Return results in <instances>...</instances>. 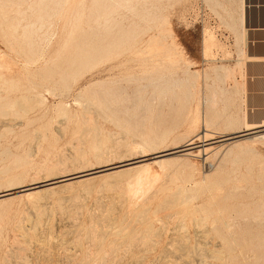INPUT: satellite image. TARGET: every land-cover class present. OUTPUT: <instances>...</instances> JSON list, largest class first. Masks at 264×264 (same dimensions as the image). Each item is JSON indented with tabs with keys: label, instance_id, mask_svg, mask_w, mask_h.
<instances>
[{
	"label": "rangeland",
	"instance_id": "rangeland-1",
	"mask_svg": "<svg viewBox=\"0 0 264 264\" xmlns=\"http://www.w3.org/2000/svg\"><path fill=\"white\" fill-rule=\"evenodd\" d=\"M98 1L99 0H67L63 3V5L58 7V9L54 10L50 9V7H56V5H53L54 3L45 2L47 5H49V9L45 8V11H48L47 14H50L51 17L45 15L46 12H42L43 14L45 13L44 15L48 17H45L44 23H48L49 21H51L52 25L49 26L48 24H46V29V26L41 27V22H38L39 25L37 24L35 28H30L31 30L36 31L34 37L36 43H38L39 46L37 44L36 45L40 48H38L34 44H31L35 47L33 46L32 49H28L24 43V34H20L23 31L25 33V28L21 27L18 29L17 33H19V35L16 32L15 34L13 32L11 33L10 31L12 30L6 27L3 19L1 20L3 16H0V23L3 21L4 29L3 32H1L0 29V59L3 60L4 63V66H0V191H3L0 193H8V196H10L0 199V264H42L43 262L45 264H106L111 260L112 262H110L109 264H187L186 262L189 258L190 260L188 261V264L190 261V264H197L199 259L201 260H199L201 264H264V142H259L254 145L255 153L258 154L252 153L253 155L249 154L245 155L244 157L242 156L239 158L240 160L238 159L239 161L231 158L219 171L217 170V166L221 162L223 151L225 150V146H219L223 143L228 144L235 140V138L223 141L221 143H212L214 147L207 151L209 153L207 155H204V153L197 155L196 150L198 148L196 147L195 149H193L194 153L186 157V160L191 163L190 166L192 168H190V166L188 167V169L190 170L185 169L186 167H184V164L182 163V160L184 158L182 157L183 159H181V156L170 155V157H165V160L163 161V163H165L160 164L162 167L158 163L153 162L155 160V158L153 157L155 155V151L159 152L166 148L172 149V147L174 148L179 145L183 146L190 137H193V133L194 136L198 133L201 134V132L204 130V127L208 130H213L212 132L216 131L215 139L213 140H217L221 137L227 136L224 135V131H227L229 127H234L235 125H237L243 115L247 116L246 114L241 113L242 104L240 105L241 98L239 97L236 83L237 73L240 72V69L236 68L237 60L239 58L237 48L238 42L237 34L231 27V25L234 23L233 19L237 16L238 2L235 1L238 0H104L102 1L101 12L99 15H97V13L95 12V7L97 6ZM0 2L7 5L5 9L7 12L5 13L10 12L13 15L16 14L14 11H17V9H19L21 2H24L23 5L21 4V9L24 7L23 10L27 9L25 10V12L28 13H26V15L24 16L26 20L23 23L24 25L30 21H37V15L40 14L39 11H32V9H28V0H0ZM34 2L36 3V0H30L29 4L32 3L30 6H36L40 1L38 0V4H35ZM133 2L136 3L135 5L138 4L136 11L140 12V16L138 15V13H136V11H134L133 14V10H130L129 7H125L130 3L134 5ZM13 3L16 5H18L19 3V7L15 6ZM119 3L127 5L124 6L122 4L120 5ZM82 6L83 8L81 9ZM139 6L140 8L143 7L142 11H140L141 9L139 8ZM8 7H10V9ZM80 12L83 15V17L81 18L83 19L85 16L86 19L82 20L80 18V20L82 21V25H77V27L79 26L80 28H77L76 30L75 27L76 24H78V22L76 23V19L79 18V16H82ZM145 12L146 15L147 13H149L150 16L145 17ZM108 13H111L112 16L116 18V21L119 20L117 21L118 23L116 22L117 27L115 26L111 32H108L104 28L105 26H98L95 21L97 19L101 21ZM77 14L80 15L78 16ZM152 15L156 17V21L154 20V17ZM129 20H132L133 23ZM139 23L140 27L138 25ZM122 24L127 28H122ZM118 25H120V27H118ZM39 26L42 29L36 30V28ZM97 27L100 28L98 32ZM91 28L92 33H90L89 37L88 34ZM101 28L102 30H105L102 31ZM115 28H118V31L115 30ZM157 28H159V31ZM73 29H75L79 35L76 34ZM80 29L81 31L83 30V32L87 31L85 37H81L83 36V34L81 35ZM160 29H162V32L160 31ZM165 29H167V31H165ZM45 30L47 31L45 32ZM158 32L162 34H158ZM43 33L46 34L44 35ZM70 33H72V39H70L69 37L71 35ZM42 34L44 35V39L42 36H40ZM73 34L75 36H73ZM1 35H3V39ZM76 35L77 37L80 36L81 38H77ZM86 36L88 39L86 38ZM173 36L175 39L170 38ZM73 37L74 39L76 37V39L74 40ZM82 38L87 40H84ZM79 39H82L81 44L78 43ZM149 39H153L154 41H152V43H154L152 44ZM8 40L9 43L6 42ZM69 40H73L75 42L71 41L70 43ZM41 42L43 43L41 44ZM87 42H89V45L93 46L94 48L91 50L92 57L89 62L90 64L81 66L79 64L80 61L77 60L76 64L73 66L71 63V59L74 58L76 53L81 52V48L86 45ZM147 42L149 45L164 44L166 46H174L176 44L175 46L178 49V54L181 53L180 55L182 56H179L181 62L179 61V63L176 65L175 69L177 70V72L175 73L174 78L183 79L184 76L185 78L188 77V75H186L187 71H190L189 73H195L196 71V73H199L197 76L199 80H197V77L195 79L190 78L191 81H194V86L187 87L188 85L182 84L181 88L174 89V91L177 92L178 97H175L176 100L174 101L173 107H170L171 109L168 107V104H165L164 107L161 106L158 108H153L155 111L152 109L153 111L150 110L152 112L148 111L140 114L137 113L136 116H132L129 118L121 117V122H118L116 121V119L112 118L110 114H108V116L107 113H105L101 108H98V110H96L97 105L95 104L96 99L94 96H96V94L101 91L100 82H102L103 80L109 81L118 78L121 79L127 76L128 73L137 72L136 74H139L141 70L140 65L135 61H128L127 64L130 65V67L125 62V65L118 64L119 60L116 59L114 61L117 65L114 62L116 66L112 68L113 70L110 69V72L108 67L110 66L109 64H111V62L109 63V61H107L103 64H98V56L100 54V51H102L104 47H107L109 45H121L125 47L127 45H138L139 43V45L145 46L148 45ZM11 47L13 49H11ZM125 57L126 59H130L128 54L126 56H121L119 59H124ZM182 61H184L185 64ZM132 63L134 65H136L137 63V65L139 66H134ZM187 64H189L190 66ZM224 64L235 68L234 75L231 76V78L227 79V82H224L225 84L218 79L214 70L217 66ZM120 65H122L121 67H125H123V69H125L124 71L128 72L127 74L126 72L122 71L123 69L120 67ZM179 65L181 66L179 67ZM116 67H118V69ZM134 67H136V69ZM185 69L188 70L185 71ZM113 71L115 75L112 74ZM119 71H122V73H119ZM203 72L208 73V79H205ZM202 76L204 77V79L202 78ZM219 87H223L224 89L222 93L225 94L226 92L227 94H225L224 97L222 96L223 102L216 105L217 107L215 108L217 109H210V107L206 104V100H208L210 94H212L214 90H219ZM189 88L190 90H192L191 94L194 96H192V98H190L189 102L186 104V102L183 101V98H185L187 90ZM234 91H236L237 93H235ZM90 92L92 94V97ZM37 93L40 95L43 94L42 96L44 97V99L46 98L43 104H38L36 102L38 104L37 105L35 103V101L37 100H34L35 98L33 96ZM171 94L172 92L169 91L167 96H170ZM179 96L181 98H179ZM225 96L228 98V100ZM27 97H29L28 99L33 97V100H28ZM4 98H9L10 100H6ZM13 99H19L20 105H22L25 110L23 109V107L19 106L18 103V106L21 107H17L18 113L12 110H9L5 113L3 107H5V105H9V103H11ZM167 101L169 102V99ZM86 102L91 105H89L91 108H94L92 110L93 114H91L92 111H89L92 117L87 114L88 112H84L85 109L82 110L83 103H85L86 107H89L87 106ZM92 103L95 105H93ZM184 105H186L187 107ZM61 106H64L66 108V114H62ZM184 107L186 108L184 109ZM195 108H199L197 110H200L199 112H201L197 118L195 116ZM207 108H209L211 112L207 110ZM219 111L220 114H222L221 117ZM207 112L210 116L214 117L215 120L213 121V124H215V126L212 125L211 122L210 124L212 126L207 127L206 122L201 121L202 116L205 117V114ZM81 113L85 115L88 120L91 118L93 120L88 121L87 118L85 119V116L83 117ZM83 119L87 120L86 123ZM138 122L140 124H138ZM133 123L137 128H135ZM227 123L231 124V126L229 125L228 127ZM128 124H130L131 127ZM156 125H158V127ZM170 126L172 127L169 128ZM139 129L141 132L139 131ZM158 129L160 130L158 131ZM133 131H135L136 134H134ZM221 132H223V134H221ZM259 132H264V130H261ZM149 133H158V135H160L156 143H153V140L145 139V136ZM164 133H166V136L162 137V134ZM243 136H240L238 138H242ZM199 139L196 140V143L194 145L203 144L202 139ZM130 140L132 143L130 142ZM134 141H139L141 144L139 142L138 144L140 146L144 144V147H140L139 145L137 146V143H134ZM128 144L130 145V147ZM110 146H112V148ZM138 148L140 150H143L142 153L140 151L137 152L139 150ZM223 148L224 150L221 151V153L219 150H222ZM216 151L218 155H216ZM105 154L107 156H105ZM141 155L147 158L146 162H149V167L152 174H154L155 176L159 175V179H157L158 176H156V179L158 180L157 183L155 182L156 180H152L155 183V187L153 186L154 183H152L153 185L149 186L148 189L147 187H144L145 190H143L142 186H148L151 182L145 185V181L143 184H141L142 186L137 183L135 178H137L138 180V177H140L142 173V176L146 174V171H144L143 169H127L128 166H125L122 167L123 169H125V171L118 174L117 172H114L116 171V169H108L106 171L104 170L105 168L107 169L109 167H112L113 165H119L122 162L125 163L129 159H132L134 157L139 158ZM207 156L209 158L205 159L207 158ZM166 158L171 159L173 161V164L171 163L172 161L170 162V160L166 161ZM232 160H234V162H232ZM181 169L183 170L182 172ZM83 170L84 172L82 173L92 171L94 172L97 170L102 171L97 172L98 174L94 173L89 175H93V179H91V183L85 182L87 185L85 183L84 185L82 183L78 184L79 182L77 183V180L81 177L73 179L72 182L75 183H73V185H71L70 187H56L60 185V182H56L58 181V178L54 179L55 183H52L50 185L48 184L50 181H53L49 180L51 178H55L68 173L74 174L78 171L81 172ZM179 171L181 173H179ZM165 172H167V174H171L173 172L174 178H171V181H169V177H171L173 173L171 175H168V179L167 176H165ZM85 177L86 176H84V178ZM35 182H42V186L36 189H32L31 192L39 189L40 191H35V193L33 194L29 193L30 191H25V193L23 191L22 193V188L31 186V184L33 186V183ZM132 183L134 184V189H137V187H141L140 189H142L144 194H142L143 192H141V194L140 192H138L137 195L129 193L130 191L128 192L127 187ZM89 184L90 186L92 185V188L88 186ZM156 185H159L160 188H158L159 186L157 187ZM179 187L184 188L187 192L186 194L189 196L188 201H182L184 203V206H181L182 210L179 209L181 201H179L180 203L177 202V200H180L182 198L178 199V196L177 200L175 201V197L177 196L176 193L178 192L177 188ZM83 188L87 189L82 190ZM175 188L177 191L175 190ZM57 189L60 191H57ZM151 189L152 191H154L153 193L156 192V194H154L155 197L152 195L154 198L149 195L150 193L147 194L148 191L152 192ZM155 189L157 190L155 191ZM131 192L133 191L131 190ZM11 194H13L14 197L11 196ZM133 195H136L137 197L135 196L134 198ZM143 195H145V197L146 195H148L149 199L152 197L150 200L153 201L151 202L148 199V201L145 202L146 200H144L145 197ZM169 196L172 197L170 198ZM156 197H158L157 200ZM173 197L175 204L177 203L176 205L173 204ZM111 198H113L112 200L119 199L117 201V203H119L117 204L115 200V205L113 203L114 201L111 202L109 200ZM136 198L139 199V202ZM164 198L166 200L170 199V201H168L170 202V204L167 203V210L165 209V207H160L163 203L166 202V200L165 202H162ZM140 199L143 201H140ZM159 199H161L162 203ZM108 200L115 206L112 207ZM126 200L127 203L125 204L124 201L126 202ZM134 200L138 203L136 206ZM35 201H39V203L37 204ZM107 201L109 202L108 206L106 204ZM32 202L35 203L36 206L35 204L33 206ZM30 203H32L31 206ZM77 203L79 204V206L82 205L83 207H79ZM123 203L126 207H130L131 209L135 206V210L140 203L144 204L145 206L148 204L149 205L146 206V208L148 207V209L146 211L147 213H145V206H142L140 204L142 209L140 208V206H138L139 209L137 207L138 211L136 210V212L138 213L139 210H144V213L142 211V213H138L139 216L137 215V213H134V216H132L130 214L134 209L131 210L130 208H125ZM128 203H131V205L133 206H131L130 204V206L127 205ZM187 203H189V205H187ZM76 204L77 206H75ZM178 204H180L179 207H177ZM104 205H106V207L108 208L109 206H111L110 208L112 210L115 207V211L113 210L112 212L116 213V219L114 218L115 215L111 212V210L106 208ZM116 206L119 207V210L116 208ZM174 206L176 208H173L172 211L177 214L173 212L172 215H170L172 211L169 212L168 210H170V207L172 208ZM156 207L157 210L155 213L154 209H156ZM160 208L163 211L160 210ZM76 209H78L77 213ZM102 209H107L111 213L104 214L105 212L107 213V211L104 212V210ZM126 209H129V211L131 210V213H127L128 217L125 213L128 211H126ZM164 209L166 213H169L167 214L168 216H165L166 213H163ZM99 210L103 211V213H101L103 214V218L100 216L101 214L98 213L100 212ZM94 211L100 215L94 213ZM157 211L160 212L159 215ZM90 212L94 214L92 215L91 213V217L96 215L97 218L100 216V218L102 219H104V215H114H111V217H113L114 219L111 218L109 221L107 220L110 225L106 223L107 221L105 219L104 221L106 222L98 218V220L100 219L105 223L103 224L104 226L108 224L109 227L108 225L107 227L110 228H106L107 231L105 228L104 230L101 229L103 231H106L107 233L105 234L104 232L105 238L103 243H101L99 247L93 246V243L91 244V241L88 240L90 231L89 229H91L94 222L93 220H91L90 214H88ZM120 214L121 218L119 217ZM155 214H157V217ZM183 214L185 215V218L182 216ZM74 215H76V219L74 218ZM87 215L90 218H87ZM193 215L195 219L201 217L202 221L198 218L199 221H201L199 225L197 223L199 222L197 221L198 219L195 223ZM131 216L132 219H130ZM145 216L146 220L149 217V222L145 220ZM122 217L124 218L122 219ZM126 217L131 220H129V224H127L128 226L126 225ZM134 218L135 221H133ZM138 218L143 220L141 221L139 219L141 221V224L137 222ZM181 220L183 221V224ZM112 222L113 225H111ZM119 222L121 224L119 227L121 228L122 226V230L117 227ZM147 222L150 224H148ZM88 223L91 226H88ZM124 223L126 225V228L124 227ZM144 223L147 224V227L146 224L144 226ZM100 224L97 225L98 229L103 227V225L102 227H99ZM225 224L227 225L225 226ZM159 225L161 228L159 227ZM150 226L152 227L149 228ZM179 226H181V228ZM137 227H139L142 232L141 235L145 236V239L143 237V240H140V238L137 239V237H139L140 235L138 234L140 230ZM18 229L23 234H19L20 232H17L19 231ZM148 229L149 235L148 232H145L146 230L148 231ZM115 230L118 231V233ZM134 231L136 232L134 233ZM85 232L88 233L87 236L85 235ZM184 232H187L188 234L186 233L185 236H188L182 237V235H184ZM113 233L117 235L115 236ZM145 233H147L148 236H146ZM180 233L182 234L180 235ZM14 234H17V236ZM154 234L158 235L155 236V239L153 238V240L150 237H152V235L154 236ZM119 235L121 237L124 235L126 240L124 239V236L121 238ZM196 235L198 236V238ZM148 237L149 239L153 240V243L151 240V242L148 240ZM134 238H136V242H131L135 241ZM196 238L198 239V241L196 240ZM18 239L20 241H18ZM116 239H118V241ZM178 239H180L182 243ZM109 240L110 242L109 244H107ZM111 240L112 245L114 244V248L113 246H111ZM139 240L141 242H139ZM78 241L80 245L78 244ZM119 242L121 243V245ZM117 244L119 245V248ZM192 244L195 246L197 244V246L194 247ZM91 245L92 248H88ZM191 245L193 246V248ZM108 246L110 250L106 251L107 253L109 252V255L105 253V248H107ZM189 246L192 248V250H190L191 248H188ZM94 247L96 249L98 248L97 251H95L96 249H93ZM110 247L116 250L114 251ZM181 247L184 249L181 250ZM174 248L179 249V252H177V249L175 250ZM88 249L91 250V252L88 251ZM92 249L94 250L93 252H96L95 254L92 252ZM193 250L194 253L196 252L195 254L191 253L193 252ZM181 251L186 252L187 255L184 252L183 254H181ZM88 252H90V255H88ZM103 252L105 253V257L107 255L106 259L103 258ZM176 253H179V255ZM173 254H176V257H174ZM112 256H114L113 259H111ZM184 256L186 259H183ZM192 257L195 259H193ZM85 258H87L89 262L85 260ZM191 258L193 260H191ZM102 259H104L103 261L106 260L105 263L102 262ZM135 259L136 262L138 260L137 263L135 262ZM178 259H180V261ZM81 260L83 261L81 262Z\"/></svg>",
	"mask_w": 264,
	"mask_h": 264
},
{
	"label": "bare ground",
	"instance_id": "bare-ground-1",
	"mask_svg": "<svg viewBox=\"0 0 264 264\" xmlns=\"http://www.w3.org/2000/svg\"><path fill=\"white\" fill-rule=\"evenodd\" d=\"M5 1V0H4ZM29 1L30 0H28V9H32V11H39L40 12V14H38L37 15V21H30V22H27L25 25L23 24L24 23V21H26L25 20V18H24V16L26 15V13L27 12H25V10H27V9H24L23 10V8L21 9V4L23 5V3L21 2V4H20V7L18 6L19 5V3H18V5H16V4H14L15 6H18L19 7V9H21V10H19V9H17V11H14L16 14L15 15H13L12 13H10V12H8V13H5V12H7L5 9H6V6L7 5H5L4 3H1L0 4V16H3V18H1V20L3 19L4 20V24L6 25V27H8V29L10 28V30H12V31H10L11 33L13 32L14 34H15V32L17 33V31H18V29L19 28H21V27H23V28H25V33H24V31L23 32H21L20 34H24V43H25V45L27 46V48L28 49H32L33 48V46L34 45H38V43H36V41H35V30H31L30 28H35V26L38 24V22L40 23V25H41V27H44V26H46V29H47V25L46 24H48L49 26H51L52 25V23H51V21H49L48 23H44V19H45V17H51V15L50 14H47V12L48 11H45V8H48L49 9V5H47L45 2H47V3H54L53 5H56V7L55 6H53V8L52 7H50V9L51 10H54V9H58V7H60L61 5H63V3L64 2H66L67 0H39L40 2H39V4L37 3L38 2V0H36V3L38 4V5H36V6H30L31 4H29ZM100 1V2H99ZM98 1V4H97V6L95 7V12L97 13V15H99L100 14V12H101V8H102V1H104V0H99ZM121 1V0H120ZM129 1V0H128ZM136 1V0H135ZM242 1L243 0H238V1H235V2H240V7H238V10H239V8H241L242 7ZM3 2V1H2ZM6 2H8V1H6ZM10 2V1H9ZM83 2H85V1H83ZM95 2V1H94ZM12 3V2H11ZM35 3V2H34ZM35 3V4H36ZM116 3V2H115ZM123 3V2H122ZM122 3H119L120 5L122 4ZM134 3V5L133 4H128V6H125V5H127V4H122V5H124L125 7H129L130 8V10H133V14H134V11H136L137 10V7H138V4L137 5H135L136 3L135 2H133ZM10 4V3H9ZM44 4V5H43ZM85 4V3H84ZM117 4V3H116ZM12 5V4H11ZM11 5H9V6H11ZM14 5H13V7H14ZM96 5V4H95ZM143 5V4H142ZM141 5V6H142ZM45 6V7H44ZM116 6V5H115ZM114 6V7H115ZM239 6V5H238ZM13 7H11V8H13ZM27 7V6H26ZM55 7V8H54ZM86 7V6H85ZM122 7V6H121ZM146 7V6H145ZM9 9H10V7H8ZM16 8V7H15ZM83 8V6L81 7V9ZM118 8H119V6H118ZM117 8V9H118ZM123 8V7H122ZM139 8H140V6H139ZM142 8L143 7H141L140 9V11H142ZM116 9V10H117ZM126 9V8H125ZM149 9V8H148ZM121 10H123V9H121ZM129 10V11H130ZM236 10V9H235ZM30 11V10H29ZM113 11V10H112ZM126 11H128V10H126ZM13 12V11H12ZM42 12H46V14L45 15H47V16H45ZM150 12V11H149ZM31 13V12H30ZM82 13H83V11H82ZM82 13L80 12V14L82 15ZM114 13V12H113ZM136 13H138V15L140 16V12L138 11H136ZM239 13V12H238ZM28 14V13H27ZM79 14V15H80ZM86 14V13H85ZM94 14V13H93ZM78 15V14H77ZM78 15V16H79ZM121 15V14H120ZM119 15V16H120ZM125 15V14H124ZM137 15V14H136ZM136 15H134V16H136ZM118 16V17H119ZM145 17H148V16H150V14L149 13H147V15H146V12H145V15H144ZM153 16V15H152ZM47 17V18H48ZM75 17V16H74ZM81 17H83V15L82 16H79V18H77V16H76V18L78 19H76V23L78 22V24H76V30H77V28L79 29L80 27L79 26H81L82 25V21L80 20V18ZM154 17V16H153ZM152 17V18H153ZM132 18H133V16H132ZM137 18H138V16H137ZM155 18L156 17H154V20H155ZM75 19H74V21H75ZM82 19V18H81ZM83 19H86V17L84 16V18ZM82 19V20H83ZM135 19V18H134ZM145 19V18H144ZM54 20V19H53ZM121 20V19H120ZM125 20V19H124ZM133 20V19H132ZM132 20H129L130 22H132ZM147 20V19H146ZM146 20H144V21H146ZM149 20H150V18H149ZM164 20V19H163ZM234 20V23L231 25V27H232V29H234V31H235V33L237 34V40H239L240 39V35L238 36V31H239V28H238V18H237V16L233 19ZM81 21V22H80ZM96 21V23H97V25L98 26H105L104 28L108 31V32H111L113 29H114V27L116 26V24L118 23L117 21H119V20H117L116 21V18L115 17H113L112 16V14L111 13H108L106 16H105V18L104 19H102L101 21L100 20H95ZM128 21V20H127ZM156 21V20H155ZM154 21V22H155ZM117 22V23H116ZM135 22H136V20H135ZM137 22H138V19H137ZM166 22V21H165ZM95 23V24H96ZM133 23V22H132ZM131 23V24H132ZM141 23V22H140ZM140 23L138 24L139 25V27H140ZM88 24V23H87ZM121 24V23H120ZM0 29H1V32H3L4 31V29H3V21L0 23ZM39 25V24H38ZM77 25H79L78 27H77ZM96 25V26H97ZM122 26V28L124 27L123 26V24L121 25ZM129 26H131V25H129ZM117 27V26H116ZM118 27H120V25H118ZM138 27V28H139ZM160 27V26H159ZM29 28V29H28ZM87 28V27H86ZM94 28V27H93ZM98 28V27H97ZM124 28H127L126 26L124 27ZM163 28V27H162ZM38 29H42V28H40V26L39 27H37L36 28V30H38ZM90 29V28H89ZM104 29V30H105ZM158 29V31H159V28H157ZM24 30V29H23ZM74 31H75V33L76 34H78V32H76V30L75 29H73ZM86 30V29H85ZM98 30H100V28H98L97 29V32H98ZM101 30H102V28H101ZM104 30H102V31H104ZM115 30H117L118 31V28L116 29L115 28ZM162 29H160V31H161ZM44 31V30H43ZM47 30H45V32H46ZM74 31H73V33H74ZM80 31H81V29H80ZM79 31V32H80ZM165 31H167V29H165ZM164 31V32H165ZM72 32V31H71ZM85 32V31H84ZM83 32V30L81 31V35L83 34V36H81V37H85V34H87L86 32L84 33ZM162 32V31H161ZM90 33H92V28H91V30H90V32H89V34H88V36L90 37ZM93 33H94V29H93ZM99 33H100V31H99ZM160 32H158V34H159ZM18 35H19V33H17ZM22 34V35H23ZM44 34V33H43ZM40 35V36H44V35ZM71 35L69 36L70 37V39H72L71 38V36H72V33H70ZM158 34H157V36H158ZM160 34H162V33H160ZM165 34V33H164ZM79 35V34H78ZM98 35H100V34H98ZM103 35V34H102ZM156 35V34H155ZM155 35H153V36H155ZM12 36V35H11ZM38 36H39V34H38ZM73 36H75L74 34H73ZM93 36V35H92ZM1 37H2V39H3V35H1ZM5 37V36H4ZM42 37H40V38H42ZM76 37H77V35H76ZM76 37H75V39H76ZM78 37H80V36H78ZM77 37V38H78ZM80 37V38H81ZM167 37V36H166ZM14 38V37H13ZM45 38H46V36H45ZM86 38H87V36H86ZM159 38H161V37H159ZM162 38H164V37H162ZM170 38H174V36L173 37H170ZM37 39V38H36ZM43 39H44V37H43ZM73 39H74V37H73ZM74 39V40H75ZM82 39H84V38H82ZM82 39L80 40L79 39V44H81V42H82ZM88 39V38H87ZM87 39H84V40H87ZM106 39V38H105ZM108 39V38H107ZM154 39V38H153ZM150 40L151 41V43H152V41H154V40ZM167 39V38H166ZM168 39H169V37H168ZM175 39V38H174ZM7 40V39H6ZM38 40V39H37ZM48 40V39H47ZM111 40H112V37H111ZM156 40V39H155ZM165 40V39H164ZM22 41V40H21ZM68 41V40H67ZM70 41V43H71V41H73V40H69ZM89 41V40H88ZM107 41V40H106ZM6 42H8L9 43V40L8 41H6ZM73 42H75V41H73ZM149 42V41H148ZM148 42H147V44H148ZM156 42V41H155ZM11 43V42H10ZM43 42H41V44H42ZM69 43V42H68ZM77 43V44H78ZM84 43V42H83ZM126 43V42H125ZM124 43V44H125ZM150 43V44H151ZM154 43V42H153ZM152 43V44H153ZM31 44H34V45H31ZM40 44V45H41ZM123 44V45H124ZM135 44H137V43H135ZM163 44V43H162ZM166 44H167V42H166ZM169 44V43H168ZM174 44V43H173ZM10 45V44H9ZM36 45V46H37ZM176 45V44H175ZM173 46V45H145V46H143V45H139V43H138V45H127V46H121V45H109V46H107V47H104L103 49H102V51H100V54H99V56H98V64H103V63H105V62H107V61H109V63L111 62V64H109L110 66L108 67V69H109V71H110V69L111 70H113L112 68L114 67V66H116L117 64H116V62L114 61V60H116V59H118L117 61H118V64H124L125 65V63L127 64V62L128 61H135V62H137L139 65H140V73L139 74H136L133 70V72L134 73H128V72H126V71H124L125 69H123V67H121L122 65H120V67L123 69L122 71H124V72H126V74L128 73V75L127 76H125L124 78H118V79H115V80H109V81H105V80H103L102 82H100V89H101V91H99V90H97V91H99V93L98 94H96V96H94L95 97V99H96V110H98V108H101L105 113H107V115L108 114H110L111 116H112V118H114V119H116V121H118V122H121L120 121V119H122L121 117H132V116H136V114L138 113V114H140V113H144V112H152L154 109L153 108H155V107H161V106H163L164 107V105L165 104H168L169 106V108L172 106L173 107V104H174V101L176 100V98L178 97V94H177V92H175L174 91V89L175 88H181V86H182V84H186V85H188L187 87H191V86H194V81H191L190 80V78H196L197 76H198V72L196 73V71H195V73H189L187 70L189 69V67H188V69L186 70L185 69V71H187L186 72V75H188V77H186L185 78V76H184V78L183 79H179L178 77H176V78H178V79H175L174 78V76H175V73L177 72V70L175 69L176 68V65L179 63V61H180V57L179 56H182V55H180V54H178V49L176 48V46ZM13 46V45H12ZM39 46V45H38ZM37 46V47H38ZM178 46V45H177ZM238 47L240 46V45H237ZM35 47V46H34ZM237 47V48H238ZM38 48H40V47H38ZM11 49H13L12 47H11ZM92 49H94L93 48V46H91V45H89V42H87V44L86 45H84L82 48H81V52H78V53H76L75 54V56H74V58H72L71 59V63H72V65L74 66L75 64H76V61L77 60H79L80 61V65L81 66H86V65H88V64H90L89 62H90V59H91V57H92ZM180 50V49H179ZM15 51V50H14ZM17 52V51H16ZM27 52V51H26ZM72 52H74V51H72ZM242 52V50L240 51V53ZM18 54V53H17ZM128 54L129 55V57H130V59L128 58V59H126V57L124 58V59H119L121 56H126V55ZM32 57V56H31ZM36 57H39V56H36ZM35 57V58H36ZM185 57V56H184ZM35 58H34V61H35ZM182 58V57H181ZM126 59V60H125ZM183 59V58H182ZM181 59V60H182ZM38 60V59H37ZM96 60V61H97ZM37 62V61H36ZM92 62V61H91ZM114 62H115V64H114ZM125 62V63H124ZM181 62V61H180ZM183 63H184V61H182ZM130 63V62H129ZM134 63V62H133ZM132 63V64H133ZM137 63H136V65H134V66H139V65H137ZM95 64V63H94ZM185 64V63H184ZM105 65V64H104ZM108 65V64H107ZM128 65V64H127ZM126 65V66H127ZM132 65V66H133ZM182 65V64H181ZM181 65H179V67L181 66ZM187 65H189V64H187ZM0 66H4V63H3V60H1L0 59ZM103 66V65H102ZM128 66H130V65H128ZM190 66V65H189ZM131 67V66H130ZM86 68V67H85ZM89 68V67H88ZM87 68V69H88ZM107 68V67H106ZM117 69H118V67H116ZM125 68V67H124ZM135 69H136V67H134ZM139 68V67H138ZM215 68V67H214ZM128 69V68H127ZM181 69V68H180ZM106 70V69H105ZM120 70V69H119ZM138 70V69H137ZM176 70V71H175ZM179 70V69H178ZM215 73H216V76L218 77V79L221 81V82H227V79H229V78H231V76H233L234 75V72H235V68L233 67H230V66H227L226 64H224V65H219V66H217L215 69ZM101 71V70H100ZM118 71V70H117ZM122 71H119V73L121 72L122 73ZM128 71V70H127ZM208 71V70H207ZM52 72V71H51ZM102 72V71H101ZM111 72V71H110ZM211 72V71H210ZM209 72V73H210ZM185 73V72H184ZM204 73V72H203ZM106 74V73H105ZM107 74H108V72H107ZM112 74H114L115 75V73H114V71H113V73ZM211 74V73H210ZM110 75V74H109ZM200 76H201V74H200ZM204 77H205V79H208L209 78V75H208V73L206 72V73H204ZM204 77L202 76V78L204 79ZM234 79V78H233ZM197 80H199L198 79V77H197ZM74 81V80H73ZM208 81V80H207ZM233 81V80H232ZM235 83V82H234ZM197 84V83H196ZM225 84V83H224ZM214 85V84H213ZM215 86V85H214ZM83 88V87H82ZM235 88V87H234ZM48 89V88H47ZM46 89V90H47ZM95 89V88H94ZM194 89V88H193ZM216 89V88H215ZM223 87L221 88V87H219V90H214L213 92H212V94H210V96H209V98H208V100H206V104L210 107V109H212V108H215V107H217L216 105H218L219 103H222L223 102V99H222V96L224 97V95L225 94H227L226 92H225V94H223L222 93V91H223ZM29 90H31V89H29ZM34 90V89H33ZM32 90V91H33ZM235 90V89H234ZM31 91V92H32ZM37 91V90H36ZM97 91H95V92H97ZM169 91H171L172 92V94L170 95V96H167V94H168V92ZM191 91L192 90H190V88L187 90V93H186V96H185V98H183V101H185L186 102V104L189 102V99L190 98H192V96H194V95H192L191 94ZM235 93H237L236 91H234ZM35 93V92H34ZM49 93H50V91H49ZM90 94H91V92H90ZM194 94V93H193ZM32 95V94H31ZM43 95V94H42ZM42 95H40V94H34V100H37V101H35V103L37 102L38 104H43L44 103V101H45V99H44V97L42 96ZM93 95H95V94H93ZM237 95V94H236ZM33 97L32 98H30V99H28L29 97H27V99L28 100H33ZM91 97H92V94H91ZM176 97V98H175ZM226 97V96H225ZM228 97H230V96H228ZM179 98H181L180 96H179ZM227 98V97H226ZM226 98H225V100H226ZM4 99H6V100H10L9 98H4ZM169 99V102L167 101ZM231 99H232V97H231ZM231 99H230V101H231ZM192 100V99H191ZM227 100H228V98H227ZM179 101H180V99H179ZM91 102H92V100H91ZM184 102V103H185ZM228 102V101H227ZM18 103H19V99H13V101L11 102V103H9V105H5V107H3V110L5 111V113L7 112V111H9V110H12V111H16L17 113H18V108L17 107H19V106H21V107H23L22 105H20V103H19V106H18ZM36 103V104H37ZM93 103H94V101H93ZM92 103V104H93ZM183 103V102H182ZM37 104V105H38ZM82 104V103H81ZM86 104H87V106H89L90 104L88 103V102H86ZM95 104H93V105H95ZM225 104H227V103H225ZM84 105H85V103H83L82 104V107H83V109L82 110H84V112H88L87 114H89L90 116H91V114H93V109L94 108H91L90 106L89 107H86V105H85V108H84ZM182 105V104H181ZM40 106H42V105H40ZM80 106V105H79ZM175 106V105H174ZM183 106V105H182ZM184 106H186V105H184ZM225 106V105H224ZM21 107H19V108H21ZM60 107V106H59ZM162 107V108H163ZM187 107V106H186ZM186 107H184V109L186 108ZM197 107H199V106H197ZM17 108V109H16ZM89 108H90V110H89ZM168 108V109H169ZM23 109H24V107H23ZM23 109H22V111H23ZM61 109H62V114H66V108L64 107V106H61ZM60 109V110H61ZM153 109V110H152ZM171 109V108H170ZM174 109H175V107H174ZM173 109V110H174ZM181 109H183V108H181ZM196 109V108H195ZM197 109H199V108H197ZM196 109V113H195V116H196V118L200 115V113L201 112H199L200 110H197ZM215 109H217V108H215ZM227 109V108H226ZM2 110V111H3ZM20 110V109H19ZM25 110V109H24ZM150 110H152V111H150ZM162 110V109H161ZM207 110H209V108H207ZM3 111V112H4ZM11 111V112H12ZM89 111H92L91 112V114L89 113ZM99 111H101V110H99ZM99 111H98V113H99ZM155 111V110H154ZM157 111V110H156ZM205 111V110H204ZM210 112H211V110H209ZM221 111V110H220ZM220 111H219V114H220ZM224 111V110H223ZM226 111V110H225ZM25 112V111H24ZM95 112V111H94ZM97 112V111H96ZM177 112H180V111H177ZM215 112H218V111H215ZM83 113V112H82ZM81 113V114H82ZM100 113H102V112H100ZM161 113V112H160ZM182 113V112H181ZM95 114H97V113H95ZM95 114H94V116H95ZM218 114V113H217ZM217 114H216V116H217ZM104 115V114H103ZM221 115L222 114H220V117H221ZM82 116L84 117L85 115H83L82 114ZM97 116V115H96ZM109 116V115H108ZM215 116V117H216ZM92 117V116H91ZM105 117V116H104ZM219 117V118H220ZM65 118V117H64ZM87 117L85 116V119H86ZM96 118V117H95ZM111 118V117H110ZM199 118H201V117H199ZM240 118H241V116H240ZM97 119V118H96ZM125 119V118H124ZM237 119V118H236ZM84 120V119H83ZM87 120H88V118H87ZM87 120H84V122L86 123V121ZM89 120H93L92 118L91 119H89ZM88 120V121H89ZM139 120V119H138ZM156 120V119H155ZM215 119H214V117H212V116H210L209 114H208V112L205 114V117L204 116H202V120L201 121H203V122H206V126L207 127H211L212 125H214L215 126V124H213V121H214ZM217 120H219V119H217ZM216 120V121H217ZM239 120V119H238ZM115 121V120H114ZM127 121V120H126ZM126 121H124V122H126ZM133 121V120H132ZM193 121H194V118H193ZM229 121V120H228ZM95 122V121H94ZM135 122V121H134ZM203 122H202V124H203ZM212 122V125L210 124ZM65 123V122H64ZM128 123V122H127ZM219 123V122H218ZM83 124V123H82ZM134 124V123H133ZM138 124H140L139 122H138ZM165 124H166V121H165ZM173 124V123H172ZM171 124V125H172ZM228 124V123H227ZM233 124V123H232ZM235 124V123H234ZM264 124V123H263ZM124 125V124H123ZM127 125V124H126ZM129 126H130V124H128ZM136 125H137V123H136ZM174 125V124H173ZM229 125L231 126V124H228L227 126L229 127ZM134 126H135V124H134ZM139 126V125H138ZM157 127H158V125H156ZM175 126V125H174ZM131 127V126H130ZM132 127H133V125H132ZM160 127H162V126H160ZM172 126H170L169 128H171ZM204 127V126H203ZM135 128H137L136 126H135ZM141 129H142V127H141ZM154 129H156V128H154ZM165 129V128H164ZM204 130L201 132V134H196L195 136H194V133H193V137H190L187 141H186V143L183 145V146H176V147H172V149H168V148H166V149H163V150H161V151H159V152H156L155 151V155L153 156L154 158H155V160L153 161V162H155V163H158L159 165L160 164H164L163 163V161L165 160L164 158L165 157H170V155H176V156H181V159H183L182 160V163L184 164V167H186L185 169H187V170H190V169H188V167L191 165V163L188 161V160H186V157L187 156H189V155H192L193 153H194V151H193V149H195L196 147L198 148L196 151H197V155H200L201 153H204V155H207V154H209L207 151L209 150V149H211V148H213L214 146H213V144L212 143H215V142H218V141H226V140H230V139H232V138H235V140H233L232 142H230V143H228V144H220V146L219 147H221V146H225V150H224V148L222 149V150H219L220 152L221 151H223V157H222V160H221V162L219 163V165L217 166V170L219 171V170H221L222 169V167L223 166H225V164L227 163V161L229 160V159H231V158H233L234 160H237V161H239L240 159V157H244L245 155H249V154H254L255 153V150H254V145H256L257 143H261V142H264V132H259V133H256V134H252V135H249V136H243V135H245V134H243L242 132H244V133H246L245 131H252L253 129H254V125H252V124H250V123H248L247 121H246V118L244 117V116H242V118L239 120V122L237 123V125H235L234 127L232 126V127H229V129L227 130V131H224V135H227V136H224V137H226V139H217V140H213V139H215V132H212L211 130H208L207 128H203ZM212 129V128H211ZM133 130H134V128H133ZM153 130V129H152ZM160 129H158V131H159ZM162 130V129H161ZM132 131V130H131ZM139 131H140V129H139ZM150 131H151V129H150ZM154 131H156V130H154ZM153 131V132H154ZM164 131V130H163ZM166 131V130H165ZM97 132V131H96ZM134 132V134H136L135 133V131H133ZM141 132V131H140ZM143 133V132H142ZM145 133V132H144ZM151 133H152V131H151ZM220 133V132H219ZM89 134V133H88ZM115 134V133H114ZM141 134V133H140ZM217 134V133H216ZM221 134H223V132H221ZM232 134H235V135H232ZM228 135H232V136H228ZM111 136V135H110ZM137 136H139V135H137ZM166 136V133H164V134H162V137H165ZM192 136V135H191ZM240 136H243L242 138H238V137H240ZM122 137V136H121ZM160 137V135H158V133H154V134H147L146 136H145V139H147V140H153L152 142L153 143H156L157 142V139ZM186 137V136H185ZM188 137H189V135H188ZM187 137V138H188ZM126 138V137H125ZM199 138H201L202 139V142H203V144L202 145H194L195 143H196V140H198ZM238 138V139H237ZM79 139H80V137H79ZM144 139V140H145ZM201 139H199V140H201ZM138 140V139H137ZM210 140H212V141H210ZM82 141V140H81ZM133 141V140H132ZM136 141V140H135ZM134 141V143H137V146L139 145L138 144V142L140 141H138V142H135ZM207 141H210V142H207ZM130 142H131V140H130ZM141 142V141H140ZM139 142V143H140ZM147 142H150V141H147ZM127 143V142H126ZM132 143V142H131ZM133 143V144H134ZM159 143V142H158ZM141 144V143H140ZM182 144V143H181ZM129 145V144H128ZM127 145V146H128ZM132 145V144H131ZM136 145V144H135ZM134 146V145H133ZM140 146V145H139ZM143 147H144V144L142 145ZM142 146H140V147H142ZM185 146V147H184ZM111 148H112V146H110ZM129 147H130V145H129ZM146 147V146H145ZM110 148V149H111ZM201 148V149H200ZM137 149V148H136ZM139 149V148H138ZM154 149H156V148H154ZM220 149V148H219ZM94 150V149H93ZM97 150H98V147H97ZM99 150H100V147H99ZM137 151V150H136ZM141 152L142 153V149L140 150H138L137 152ZM210 151H212V150H210ZM209 151V152H210ZM218 151V152H219ZM106 152V151H105ZM207 152V153H206ZM219 152V153H220ZM107 153H109V152H107ZM106 153V154H107ZM113 153V152H112ZM115 153V152H114ZM145 153V152H144ZM222 153V152H221ZM105 154V156H107ZM116 154H117V152H116ZM121 154V153H120ZM140 154V153H139ZM214 154V153H213ZM252 154V155H253ZM255 154H258V153H255ZM80 155V154H79ZM133 155V154H132ZM143 155V154H142ZM140 156L139 158H132V159H129L127 162H125V163H121V164H119V165H113L112 167H109V168H105L104 170L106 171V170H108V169H116V171H114V172H117V174L118 173H123L124 171H125V169H123L122 167H125V166H128V168L127 169H134V168H138V169H143L144 171H146V174L145 175H143L142 176V174H141V176L140 177H138V180H137V178H135L136 179V181H137V183L140 185V186H142L141 184H143L145 181V185H147L149 182H151L150 183V185H148V186H142L143 188V190H145V188L144 187H147V189L149 188V186H151V185H153L152 183H154V181L157 183V179H159V175H156V176H158V178L154 175V174H152V172L150 171V167H149V162L147 163L146 162V157L145 156ZM145 155V154H144ZM215 155V154H214ZM216 155H218L217 154V151H216ZM29 156V155H28ZM27 156V157H28ZM99 156V155H98ZM109 156V155H108ZM196 156V155H195ZM209 156V155H208ZM207 156V158H205V159H208L209 157ZM103 157V156H102ZM183 157V158H182ZM213 157V156H212ZM263 157V156H262ZM29 158V157H28ZM65 158V157H64ZM119 158V157H118ZM153 158V159H154ZM167 159V158H166ZM176 159H179V158H176ZM239 159V160H238ZM89 160V159H88ZM127 160V159H126ZM168 160H170V162L172 161L171 159H167L166 161H168ZM234 160H232V162H234ZM87 161V160H86ZM90 161V160H89ZM149 161V160H148ZM152 162V163H153ZM231 162V161H230ZM172 164H173V161L171 162ZM84 164V163H83ZM61 165H62V163H61ZM61 165H60V167H61ZM228 165V164H227ZM68 166V165H67ZM161 166V165H160ZM194 166V165H193ZM48 167H50V166H48ZM56 167V166H55ZM162 167V166H161ZM57 168V167H56ZM120 168V169H119ZM181 168V167H180ZM183 168V167H182ZM190 168H192L191 166H190ZM212 168V167H211ZM48 171V170H47ZM71 171V170H70ZM99 171H102V170H97V171H92V172H86V173H82V172H84V170L83 171H81V172H76V173H74V174H78V173H82V174H78V175H74L73 173H68V174H63V175H61V176H58V177H55V178H51V179H49V180H53L54 181V179H56V178H58V181H56V182H60V185H58V186H56V187H61V188H65V187H70L71 185H73V183H75V182H72V180L73 179H75V178H77V177H81L80 179H78L77 180V183L78 184H80V183H82L83 185H84V183L85 182H89V183H91V179H93V175L92 176H89V175H91V174H94V173H96V174H98L97 172H99ZM183 170L181 169V172H182ZM7 172V171H6ZM66 172V171H65ZM111 172V171H110ZM180 171H179V173H181ZM3 173V172H2ZM59 173V172H58ZM112 173V172H111ZM173 173V172H172ZM171 173V174H172ZM95 174V175H96ZM110 174V173H109ZM140 174V173H139ZM171 174H167V172H165V176H167V178L169 177L168 175H171ZM60 175V174H59ZM70 175H72V176H70ZM74 175V176H73ZM99 175H101V174H99ZM98 175V176H99ZM113 175V174H112ZM84 176H86L85 178H84ZM97 176V175H96ZM137 176H138V174H137ZM137 176H135V177H137ZM164 176V175H163ZM174 173H173V175H171V177H169L168 179H169V181H171V178L173 179L174 177ZM83 177V178H82ZM94 178H95V176H94ZM98 178V177H97ZM157 178V179H156ZM179 178V177H178ZM82 179V180H81ZM203 179V178H202ZM49 180H46V181H49ZM152 180H154V181H152ZM165 180V179H164ZM175 180V179H174ZM49 182L48 184L50 185V184H52V183H55V181L54 182ZM83 181V182H82ZM177 181H178V179H177ZM203 181V180H202ZM92 182H93V180H92ZM164 182V181H163ZM109 183V182H108ZM134 183V182H133ZM131 184V185H129L128 187H127V189H128V192L129 193H132V194H136L137 195V193L138 192H140V194H141V192H143L142 191V189H140V188H138L137 187V189H134L133 187H134V184ZM165 183V182H164ZM44 184V183H43ZM47 184V185H48ZM86 184V183H85ZM106 184H107V181H106ZM162 184V183H161ZM160 184V185H161ZM177 184V183H176ZM87 185V184H86ZM166 185V184H165ZM192 185V184H191ZM42 186V182H35V183H33V186H32V184H31V186H28V187H24V188H22L21 190H22V193H23V191H24V193H25V191H27V192H29V193H35V191H40V189L39 190H35L34 192H31L32 191V189H36V188H39V187H41ZM88 186H90V184L88 185ZM92 186V185H91ZM90 186V187H91ZM101 186V185H100ZM154 187H155V183H154V185H153ZM152 186V187H153ZM157 186V185H156ZM159 186V185H158ZM157 186V187H158ZM176 186V185H175ZM23 187V186H22ZM86 187V186H85ZM156 187V188H157ZM173 187V186H172ZM92 188V187H91ZM120 188V187H119ZM158 188H160V186L158 187ZM70 189V188H69ZM84 189H87V188H83L82 190H84ZM123 189V188H122ZM124 189H126V188H124ZM237 189H240V188H237ZM90 190V189H89ZM131 190L134 192H131ZM157 189H155V191H156ZM175 190H176V188H175ZM177 190H178V192L176 193V197H175V201L177 200V197H178V199H180V198H182V199H180V200H177V202H179V201H181V205L180 204H178L177 205V207H179V205H180V207L181 206H184V203L183 202H186V201H188V199H189V196L186 194L187 192H186V190L184 189V188H177ZM176 190V191H177ZM46 191V190H45ZM57 191H60V190H58L57 189ZM87 191V190H86ZM85 191V192H86ZM148 191V190H147ZM146 191V192H147ZM151 191H152V189H151ZM167 191H170V190H167ZM166 191V192H167ZM0 192H3V191H0ZM74 192V191H73ZM88 192V191H87ZM126 192H127V190H126ZM154 191H152V192H150V191H148L147 192V194H149V195H153L154 196V194H156V192L155 193H153ZM37 193V192H36ZM153 193V194H152ZM157 193H158V191H157ZM142 194H144V192L142 193ZM25 195V194H24ZM135 195V196H136ZM139 195V194H138ZM180 195H181V197H180ZM190 195V194H189ZM8 196V193H0V199H2V198H6ZM11 196H13V194H11ZM33 196V195H32ZM80 196H81V194H80ZM124 196V195H123ZM126 196V195H125ZM134 196V195H133ZM132 196V197H133ZM135 196H134V198H135ZM144 197H145V195H143ZM150 196V197H151ZM152 196V197H153ZM158 196V195H157ZM173 196V195H172ZM171 196V197H172ZM191 196V195H190ZM8 197H10V196H8ZM14 197V196H13ZM131 197V198H132ZM137 197V196H136ZM139 197H141V196H139ZM148 197V198H147ZM151 197V198H152ZM155 197V196H154ZM153 197V198H154ZM159 197V196H158ZM158 197H156V200L158 199ZM170 197V196H169ZM170 197V198H171ZM64 198V197H63ZM147 198V199H146ZM150 198V199H151ZM30 199V198H29ZM75 199V198H74ZM80 199V198H79ZM113 198H111V199H109L111 202H113L115 205H116V203H117V201L119 200H116V199H114V200H112ZM124 199H125V197H124ZM136 199H138V198H136ZM148 199H149V196L148 195H146V197L144 198V200H146L145 202H147L148 201ZM149 199V200H150ZM166 199H167V197H166ZM165 198H164V200L162 201V202H165V200H166ZM108 200V201H109ZM115 200H116V203H115ZM127 200H128V198H127ZM127 200H126V202L124 201V203L126 204L127 203ZM129 200H131V199H129ZM160 200V202H161V199H159ZM158 200V201H159ZM173 201H174V197H173V199H172ZM171 200V201H172ZM107 201V206L109 205V202ZM135 201V200H134ZM138 202H139V199L137 200ZM137 201H135L134 203H135V206L138 204L137 203ZM140 201H143V200H141L140 199ZM151 202L153 201V200H150ZM149 201V202H150ZM168 201H170V199L169 200H166V202L165 203H163L162 205H161V203H160V207L162 208H164L165 207V209L167 210L168 208H167V203H169L170 204V202H168ZM175 201L173 202V204L174 205H176L175 204ZM183 201V202H182ZM34 202V201H33ZM32 202V203H33ZM37 204L39 203V201L37 202V201H35ZM75 202H77V201H75ZM110 202V205L113 207V206H115V205H113V203H111ZM131 202V201H130ZM144 202V203H145ZM32 203H30V206H31V204ZM82 203V202H81ZM104 203V202H103ZM119 203V202H118ZM117 203V204H118ZM123 203V204H124ZM134 203H132V204H134ZM154 203H155V201H154ZM180 203V202H179ZM182 203H183V205H182ZM34 204L35 203H33V206H34ZM41 204V203H40ZM39 204V205H40ZM45 204V203H44ZM78 204V203H77ZM77 204L75 205V206H77ZM121 204V203H120ZM125 204H124V206H125ZM131 205V203H128L127 205ZM142 206H145L144 204H142V203H140ZM140 204L138 205V206H140ZM146 204V203H145ZM157 204H158V202H157ZM186 204V203H185ZM42 205H43V203H42ZM41 205V206H42ZM47 205V204H46ZM49 205H50V203H49ZM72 205V204H71ZM129 205V206H130ZM149 205V204H148ZM148 205H146V206H148ZM187 205H189V203H187ZM35 206H36V204H35ZM78 206H79V204H78ZM81 206V208L83 207L82 205H80ZM79 206V207H80ZM105 207H106V205H104ZM111 206H109V208L108 207H106V208H108L109 210H111V212L114 210L115 211V207L113 208V210L110 208ZM122 206V205H121ZM131 206H133V205H131ZM134 206V207H135ZM137 206V207H138ZM146 206H145V208H146ZM171 206V205H170ZM132 208V209H134L133 211H132V213L130 212L132 209L130 208V207H126L125 206V208H130L131 210L129 211V209H126V211L127 212H125L126 213V216H127V213H131L130 215H132V216H134V213H137L136 212V210H137V207H136V210H135V208ZM150 207V206H149ZM179 207V209H181L182 210V207L180 208ZM185 207H186V205H185ZM104 208V207H103ZM116 208L118 209L119 207H117L116 206ZM140 208H141V206H140ZM144 208V209H145ZM159 208V207H158ZM160 208V210H162ZM173 208H176L175 206L174 207H170L169 209L170 210H168L169 212H171L172 211V209ZM188 208V207H187ZM29 209V208H28ZM121 209H122V207H121ZM138 209H139V207H138ZM142 209V208H141ZM147 209H148V207L145 209V213H147L146 211H147ZM165 209H164V212L163 213H166V211H165ZM179 209H178V211H179ZM77 210L78 209H76V213H77ZM82 210V209H81ZM102 210H104V212L105 211H107V213L105 212L104 214H108V213H111L109 210H105V209H102ZM119 210V209H118ZM156 210H157V207H156V209H154V212L156 213ZM159 210V209H158ZM159 210V211H160ZM176 210V209H175ZM191 210H192V207H191ZM32 211V210H31ZM74 211V210H73ZM92 211V210H91ZM96 211V210H95ZM94 211V213H97V212H95ZM100 212H98V213H103V211H101V210H99ZM121 211V210H120ZM138 211V210H137ZM143 211V213H144V210H142ZM142 211H140L139 210V212H141L142 213ZM163 211V210H162ZM161 211V212H162ZM178 211H176V212H178ZM66 212V211H65ZM93 212V211H92ZM92 212H90V213H88V214H90V217H91V213ZM122 212V211H121ZM138 212V213H139ZM174 211H172L171 213H170V215H172V213H173ZM75 213V212H74ZM97 213V214H98ZM113 213V212H112ZM125 213H124V215H125ZM138 213H137V215H138ZM157 213H158V215L160 214V212H158L157 211ZM175 213V212H174ZM37 214H38V212H37ZM100 214H98V215H100ZM114 215L116 214L115 212L113 213ZM113 214H109L110 216H106V215H104V219L107 221H109L111 218H113V217H111V215L112 216H114ZM167 214H169L168 212L166 213V215L165 216H168ZM175 214H177V213H175ZM92 215H94L93 213H92ZM102 215L103 214H101L100 216L102 217ZM129 215V216H130ZM144 215V214H143ZM156 215V217H157V214H155ZM75 216L76 215H74V218H75ZM100 216L98 217V218H100ZM106 216V217H105ZM117 215H115L114 216V218L116 217ZM132 216L130 217V219H132ZM139 216V215H138ZM138 216H136V217H138ZM148 216V215H147ZM184 218H185V215L183 214L182 215ZM88 215H87V218H90ZM119 217L121 218V214L119 215ZM125 217V216H124ZM124 217H122V219L124 218ZM128 217V216H127ZM126 217V218H127ZM140 217H141V214H140ZM143 217V216H142ZM155 217V218H156ZM163 217V216H162ZM196 217V216H195ZM77 218H78V215H77ZM98 218H97V216L95 215V216H92L91 217V220H93L94 222H93V226L91 227V229H89L88 231H89V238H88V240L89 241H91V244L93 243V246H100L101 245V243H103V241H104V238H105V234L107 233L106 231H107V229H110V228H108L109 227V223H108V221L106 222V221H104V219H102V218H100V219H102V221H104V222H106V223H108L107 225H108V227H107V225L106 226H104L103 224H105L104 222H102L100 219L98 220ZM113 218V219H114ZM158 218H159V216H158ZM161 218V217H160ZM200 220H201V217H198ZM197 218V219H198ZM204 218V217H203ZM73 219V218H72ZM76 219V218H75ZM98 221H97V220ZM112 219V220H113ZM116 219V218H115ZM129 218H127L126 220H127V223H126V225L127 224H129L128 222H129V220H130ZM137 219V218H136ZM140 218H138V221L137 222H139L140 224H141V221H143V220H139ZM144 219V218H143ZM148 219H149V217H148ZM148 219L146 220V216H145V220L146 221H148ZM166 219V218H165ZM170 219V218H169ZM193 219L195 220V223L197 222V221H199V219L197 220V219H195L194 218V215H193ZM23 220V219H22ZM41 220V219H40ZM90 220V219H89ZM125 220V219H124ZM159 220H161V219H159ZM197 220V221H196ZM205 220V219H204ZM79 221V220H78ZM96 221V222H95ZM101 221V222H100ZM131 221V220H130ZM133 221H135V218L133 219ZM164 221H166V220H164ZM202 221V220H201ZM201 221H199V222H197L198 223V225L200 224V222ZM45 222V221H44ZM82 222V221H81ZM124 222H126V221H124ZM149 222V221H148ZM147 222V223H148ZM181 222H182V224H183V221L181 220ZM203 222H205V221H203ZM47 223V222H46ZM76 223H77V220H76ZM91 223V222H90ZM101 223V224H100ZM225 223V222H224ZM223 223V224H224ZM227 223V222H226ZM89 224V223H88ZM98 224H100L99 225V227H102V225H103V227L102 228H100V229H98ZM145 224L146 223H144V226H145ZM148 224H150V223H148ZM162 224V223H161ZM111 225H113V222L111 223ZM121 224H120V222H119V224L117 225V227H119ZM124 225H125V223H124ZM126 225L124 226L125 228H126ZM152 225V224H151ZM227 224H225V226H226ZM75 226V225H74ZM88 226H91L90 224L88 225ZM115 226V225H114ZM128 226V225H127ZM149 226V225H148ZM183 226V225H182ZM23 227V226H22ZM51 227V226H50ZM135 227V226H134ZM146 227H147V224H146ZM152 226H150L149 228H151ZM159 227H160V225H159ZM180 228H181V226H179ZM178 227V228H179ZM18 228H19V226H18ZM21 228V227H20ZM88 228H90V227H88ZM104 228L106 229V231H103L104 230ZM121 228H122V226H121ZM120 227H119V229L120 230H122ZM124 228V229H125ZM138 229H139V227H137ZM145 228V227H144ZM144 228H143V230H144ZM157 228V227H156ZM161 228V227H160ZM164 228V227H163ZM177 228V229H178ZM184 228V227H183ZM101 229H103V230H101ZM205 229V228H204ZM19 230V229H18ZM101 230V231H100ZM116 230H117V228H116ZM115 230V231H116ZM130 230H131V228H130ZM140 230V229H139ZM151 230V229H150ZM157 230V229H156ZM25 231V230H24ZM27 231V230H26ZM74 231V230H73ZM87 231V230H86ZM123 231H125V230H123ZM122 231V232H123ZM18 233L20 232V230L19 231H17ZM42 232H44V231H42ZM61 232V231H60ZM104 232H105V234H104ZM117 233H118V231H116ZM115 232V233H116ZM136 231H134V233H135ZM140 232H141V230H140ZM140 232H138V234H140L139 235V237H137L138 236V234H137V239H139L140 238V240L142 239V237L145 239V236H142L141 234H142V232L140 233ZM145 232H148V235H149V229H148V231L146 230ZM159 232V231H158ZM180 232V231H179ZM179 232H177V233H179ZM17 233V234H18ZM28 233V232H27ZM86 233V232H85ZM115 233H113L115 236L117 235V234H115ZM119 233H120V231H119ZM176 233V234H177ZM187 233V232H186ZM185 232H184V235H182V237L183 236H185V234H186ZM202 233V232H201ZM17 234H14V235H16L17 236ZM19 234H23L22 232H20ZM18 234V235H19ZM30 234V233H29ZM44 234V233H43ZM78 234V233H77ZM146 234V236H148L147 235V233H145ZM173 234V233H172ZM182 233H180V235H181ZM188 234V233H187ZM198 234H199V232H198ZM79 235V234H78ZM86 236L88 235V233H86L85 234ZM158 234H154V236L152 235V237H150V238H154L155 236H157ZM174 235V234H173ZM15 236V237H16ZM28 236H30V235H28ZM85 236V237H86ZM120 236V235H119ZM124 236V235H123ZM122 236V237H123ZM135 236V235H134ZM141 236V237H140ZM159 236H161V235H159ZM158 236V237H159ZM186 236H188V235H186ZM185 236V237H186ZM197 236V235H196ZM30 237H32V236H30ZM49 237V236H48ZM121 237V236H120ZM121 237V238H122ZM149 237H148V240L150 241L151 239H149ZM173 237V236H172ZM171 237V238H172ZM176 237V236H175ZM185 237H184V239H185ZM195 237V236H194ZM18 238V237H17ZM47 238V237H46ZM87 238V237H86ZM133 238V237H132ZM161 238V237H160ZM181 238V237H180ZM197 238H198V236H197ZM196 238V240L198 241V239ZM199 238H200V236H199ZM202 238H204V237H202ZM115 239V238H114ZM114 239H112V240H114ZM124 239H125V236H124ZM135 239V241H131V242H136V238H134ZM155 239V238H154ZM153 239V240H154ZM188 239V238H187ZM13 240V239H12ZM37 240V239H36ZM49 240V239H48ZM87 240V239H86ZM112 240H111V246H113V248H114V244L112 245ZM117 241H118V239H116ZM126 240V239H125ZM139 240V242H141ZM143 240V239H142ZM153 240H151L152 241V243H153ZM160 240V239H159ZM178 240H180V239H178ZM182 240H183V238H182ZM194 240H195V238H194ZM18 241H20L19 239H18ZM80 241V240H79ZM79 241H78V244L80 245V243H79ZM89 241H88V243H89ZM124 241V240H123ZM150 241V242H151ZM13 242V241H12ZM109 242H110V240L107 242V244H109ZM116 242V241H115ZM121 242V241H120ZM119 242V243H120ZM130 242V243H131ZM143 242V241H142ZM174 242H175V239H174ZM174 242H172V243H174ZM180 242H181V240H180ZM14 243H15V241H14ZM21 243V242H20ZM36 243V242H35ZM85 243V242H84ZM87 243V244H88ZM114 243V242H113ZM122 243V242H121ZM121 243H120V245H121ZM171 243V244H172ZM182 243V242H181ZM187 243H188V240H187ZM187 243H186V245H187ZM197 243V242H196ZM201 243V242H200ZM199 243V244H200ZM203 243V242H202ZM106 244V245H107ZM128 244V243H127ZM134 244V243H133ZM194 244V243H193ZM192 244V245H193ZM12 245V244H11ZM15 245V244H14ZM135 245V244H134ZM140 245V244H139ZM191 245V246H192ZM217 245V244H216ZM16 246V245H15ZM117 246H118V248H119V245L117 244ZM154 246V245H153ZM152 246V247H153ZM177 246H178V244H177ZM180 246V245H179ZM194 247H196L197 246V244H196V246L195 245H193ZM193 246H192V248H193ZM18 247V246H17ZM16 247V248H17ZM22 247V246H21ZM92 248V245L91 246H89L88 248ZM115 247H116V245H115ZM133 247H135V246H133ZM151 247V246H150ZM183 247H185V246H183ZM19 248V247H18ZM76 248V247H75ZM108 248V249H107ZM107 248H105V251L106 250H110L109 249V246L107 247ZM111 248V247H110ZM113 248H111V249H113ZM117 248V249H118ZM188 248H191L190 246L188 247ZM192 248L190 249V250H192ZM198 248V247H197ZM197 248H195V249H197ZM49 249V248H48ZM77 249V248H76ZM75 249V250H76ZM93 249H96L95 247L93 248ZM92 249V252L94 251ZM98 249V248H97ZM97 249L95 250V251H97ZM144 249H145V247H144ZM143 249V250H144ZM150 249V248H149ZM175 249V248H174ZM177 249V248H176ZM175 249V250H176ZM182 249H184V248H182L181 247V250ZM186 249H187V247H186ZM114 251L116 250V249H113ZM128 250V249H127ZM179 249H177V252H179L178 251ZM200 250V249H199ZM16 251V250H15ZM47 251V250H46ZM87 251V250H86ZM88 251H90L91 252V250H89L88 249ZM104 251V252H105ZM113 251V252H114ZM151 251H153V250H151ZM187 251V250H186ZM189 251V250H188ZM213 251V250H212ZM45 252V251H44ZM90 252H88V255H90L89 253ZM103 252V258H105L106 259V257H107V255H109V252L107 253V251L105 252V253H107V255H106V257L104 256L105 255V253ZM118 252V251H117ZM144 252V251H143ZM147 252V251H146ZM174 252H176V251H174ZM182 252V251H181ZM184 252V251H183ZM183 252L181 253V254H183ZM209 252H210V250H209ZM214 252V251H213ZM6 253H8V252H6ZM12 253V252H11ZM86 253V252H85ZM85 253H84V255H85ZM94 254L96 253V252H93ZM140 253V252H139ZM185 254H186V252H184ZM191 253H193V254H195L194 253V250H193V252H191ZM190 253V254H191ZM198 253V252H197ZM201 253H202V251H201ZM36 254V253H35ZM34 254V255H35ZM53 254H54V252H53ZM53 254H50V255H53ZM67 254V253H66ZM92 254V253H91ZM176 254H178L179 255V253H176ZM175 254V255H176ZM184 254V255H185ZM189 254V253H188ZM203 254H204V252H203ZM46 255V254H45ZM65 255V254H64ZM111 255V254H110ZM133 255V254H132ZM139 255V254H138ZM174 255V254H173ZM174 255V257H176ZM187 255V254H186ZM206 255H207V253H206ZM5 256H7V255H5ZM16 256V255H15ZM181 256V255H180ZM180 256H177V257H180ZM183 256V255H182ZM199 256V255H198ZM34 257V256H33ZM52 257V256H51ZM73 257V256H72ZM132 257V256H131ZM146 257V256H145ZM167 257V256H166ZM193 257H194V255H193ZM192 257V258H193ZM197 257V256H196ZM200 257H201V255H200ZM50 258V257H49ZM82 258V257H81ZM94 258V257H93ZM101 258H102V256H101ZM114 258V256H112V258L111 259H113ZM136 258V257H135ZM142 258V257H141ZM164 258V257H163ZM189 258V257H188ZM191 258V260H193V259H195V258H193L192 259ZM211 258V257H210ZM91 259V258H90ZM107 259H109V258H107ZM138 259V258H137ZM144 259V258H143ZM165 259V258H164ZM176 259V258H175ZM183 259H186L185 258V256H184V258ZM46 260V259H45ZM85 260H87V258H85ZM95 260V259H94ZM101 260V259H100ZM104 259H102V262H104L105 263V261H103ZM161 260H162V258H161ZM177 260V259H176ZM179 261H180V259H178ZM190 260V258L188 259V261ZM200 260V259H199ZM198 260V262H197V264L198 263H200V261ZM203 260V259H202ZM39 261V260H38ZM83 260H81V262H82ZM88 261V260H87ZM169 261V260H168ZM184 261V260H183ZM188 261L186 262L187 264H188ZM41 262H43V261H41ZM50 262H51V260H50ZM49 262V263H50ZM55 262V261H54ZM86 262V261H85ZM89 262V261H88ZM98 262H100V261H98ZM107 262H109V261H107ZM110 262H112V260L110 261ZM109 262V263H110ZM126 262H127V260H126ZM126 262H124V263H126ZM134 262V261H133ZM135 262H136V259H135ZM137 262H138V260H137ZM136 262V263H137ZM152 262V261H151ZM191 262V261H190ZM190 262H189V264H190ZM203 262V261H202ZM8 263V262H7ZM11 263V262H10ZM21 263V262H20ZM34 263V262H33ZM40 263V262H39ZM44 263V262H43ZM42 263V264H43ZM87 263V262H86ZM91 263V262H90ZM109 263H106V264H109ZM150 263V262H149ZM177 263V262H176ZM12 264V263H11ZM18 264V263H17ZM45 264V263H44ZM84 264V263H83ZM87 264H89V263H87ZM100 264V263H99ZM103 264V263H102ZM113 264V263H112ZM119 264V263H118ZM131 264V263H130ZM139 264V263H138ZM165 264V263H164ZM201 264V263H200ZM208 264V263H207Z\"/></svg>",
	"mask_w": 264,
	"mask_h": 264
},
{
	"label": "crops",
	"instance_id": "crops-1",
	"mask_svg": "<svg viewBox=\"0 0 264 264\" xmlns=\"http://www.w3.org/2000/svg\"><path fill=\"white\" fill-rule=\"evenodd\" d=\"M238 7L237 90L241 113L256 129L264 127V0H243Z\"/></svg>",
	"mask_w": 264,
	"mask_h": 264
},
{
	"label": "water",
	"instance_id": "water-1",
	"mask_svg": "<svg viewBox=\"0 0 264 264\" xmlns=\"http://www.w3.org/2000/svg\"><path fill=\"white\" fill-rule=\"evenodd\" d=\"M261 130H264V127H261V128H256V129H253L252 131H246V133H243L245 135H250V134H253V133H256V132H259ZM221 139H226V137H222ZM220 139V140H221ZM223 141H218L217 143H221Z\"/></svg>",
	"mask_w": 264,
	"mask_h": 264
}]
</instances>
